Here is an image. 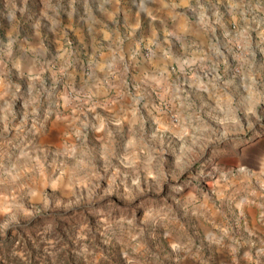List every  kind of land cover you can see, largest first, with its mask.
I'll return each mask as SVG.
<instances>
[{"label":"clouds","instance_id":"1","mask_svg":"<svg viewBox=\"0 0 264 264\" xmlns=\"http://www.w3.org/2000/svg\"><path fill=\"white\" fill-rule=\"evenodd\" d=\"M0 264H264V0H0Z\"/></svg>","mask_w":264,"mask_h":264}]
</instances>
